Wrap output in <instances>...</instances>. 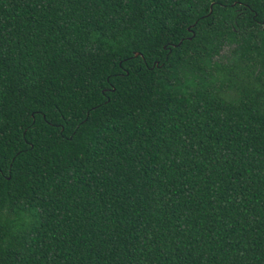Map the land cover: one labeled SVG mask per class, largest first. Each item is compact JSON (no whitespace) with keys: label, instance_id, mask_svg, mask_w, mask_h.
Returning <instances> with one entry per match:
<instances>
[{"label":"trees","instance_id":"trees-1","mask_svg":"<svg viewBox=\"0 0 264 264\" xmlns=\"http://www.w3.org/2000/svg\"><path fill=\"white\" fill-rule=\"evenodd\" d=\"M0 264H264V0H0Z\"/></svg>","mask_w":264,"mask_h":264},{"label":"water","instance_id":"water-1","mask_svg":"<svg viewBox=\"0 0 264 264\" xmlns=\"http://www.w3.org/2000/svg\"><path fill=\"white\" fill-rule=\"evenodd\" d=\"M134 56H135V57L139 56V53H134Z\"/></svg>","mask_w":264,"mask_h":264}]
</instances>
